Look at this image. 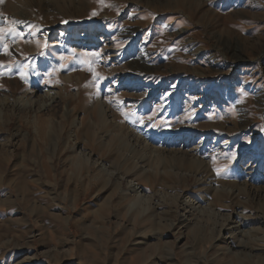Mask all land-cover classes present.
<instances>
[{
    "label": "rangeland",
    "instance_id": "1",
    "mask_svg": "<svg viewBox=\"0 0 264 264\" xmlns=\"http://www.w3.org/2000/svg\"><path fill=\"white\" fill-rule=\"evenodd\" d=\"M237 1L0 0V264H264V0Z\"/></svg>",
    "mask_w": 264,
    "mask_h": 264
},
{
    "label": "bare ground",
    "instance_id": "2",
    "mask_svg": "<svg viewBox=\"0 0 264 264\" xmlns=\"http://www.w3.org/2000/svg\"><path fill=\"white\" fill-rule=\"evenodd\" d=\"M238 3V1L237 0H234V2H233V5H235V4H237ZM136 61V60H135ZM44 97H40V99L39 100H35V101H33L32 99H28V100H26V101H23V102H20V101H16V102H14V103H12L11 104V107L13 108V107H15L17 110H30V111H32V112H41V111H43L45 108H47L52 102H54V100L56 99V97H54L55 95L52 93V92H45L44 93V95H43ZM88 111H91V110H88ZM70 111H67V113H69ZM100 114H102L103 115V112L101 113L100 112ZM92 118L93 119H95L96 118V115L95 114H92ZM114 121V120H113ZM40 131L43 133V134H45L46 133V131L43 129V128H40ZM39 133V136L41 137L42 135H41V133L40 132H38ZM127 135H128V132H127ZM126 135V136H127ZM131 138V137H130ZM101 140V139H100ZM103 141V140H102ZM104 143V142H103ZM128 143V142H127ZM88 144H92V141H89L88 142ZM96 144L99 146L98 148H100V153H101V151L102 150H104V149H106V143L105 144H102L100 141H98V142H96ZM138 144V143H137ZM55 146V144L53 145V147ZM106 146V147H105ZM117 146V145H116ZM124 146V145H123ZM126 146V145H125ZM127 147V146H126ZM122 148V147H121ZM128 148V147H127ZM110 149V148H109ZM131 149V148H130ZM129 149V150H130ZM119 150H121V149H119ZM124 151H125V149H124ZM126 151H127V149H126ZM119 152V151H118ZM120 153V152H119ZM118 154V153H117ZM113 155V154H112ZM120 155V157L122 156V154L120 153V154H118V156ZM128 155V154H127ZM129 156V155H128ZM110 157H112V156H110ZM119 157V158H120ZM126 157V156H125ZM110 159V158H109ZM113 159V158H112ZM115 159H117V160H119L118 158H116L115 157ZM126 159H127V157H126ZM126 159H124V160H126ZM131 159V158H130ZM111 160V159H110ZM123 160V161H124ZM121 162V161H120ZM126 162V161H125ZM122 163V162H121ZM120 163V164H121ZM124 163V162H123ZM130 163H132L131 165H134V163L132 162V161H130ZM137 163V162H136ZM113 164V167L114 166H116V160H114L113 159V162H111V165ZM138 164V163H137ZM117 166H119V168H120V165H117ZM116 166V167H117ZM127 166V165H126ZM112 167V166H111ZM110 167V168H111ZM138 167H140V166H138L137 165V167H136V169H138ZM142 167V166H141ZM128 168V167H127ZM116 169V168H115ZM118 169V168H117ZM130 169V168H129ZM129 169H126V171H124L123 172V174L124 175H134L136 172V169H135V173H133V171H131V170H129ZM143 169V168H142ZM119 171H120V169H118ZM128 170V171H127ZM140 171V170H139ZM138 171V172H139ZM133 174H132V173ZM146 172V170L145 171H142L140 174H142L141 175V178L142 179H144V180H146L147 182H151L152 181V174L151 173H145ZM118 173V172H117ZM120 174H121V172H120ZM119 174V175H120ZM137 175V174H136ZM135 176V175H134ZM118 177V176H117ZM129 177V176H128ZM132 177V176H131ZM130 177V178H131ZM132 179V178H131ZM140 179V178H139ZM154 179V178H153ZM134 180H135V177H134ZM112 181V180H111ZM120 181V180H119ZM130 181V180H129ZM199 181V180H198ZM132 182V181H131ZM107 183V182H106ZM200 183V182H199ZM130 184V183H129ZM102 185V187L101 188H99V190H98V193H100V192H102V191H104V189L106 188V184H101ZM118 185V184H117ZM132 186V185H131ZM134 186V185H133ZM135 187H136V185H135ZM206 187V186H205ZM208 187V186H207ZM134 188V187H133ZM116 189V188H115ZM211 189V188H210ZM209 189V190H210ZM106 190V189H105ZM129 190V189H128ZM132 190H134V189H132ZM136 190V189H135ZM89 191V190H88ZM211 191V190H210ZM136 192H138V191H136ZM264 192V191H263ZM113 193V192H112ZM135 193V192H134ZM216 195V196H215ZM215 195H213L214 196V198L215 197H217V196H219V194H215ZM111 196H114V195H111ZM50 197V196H49ZM120 197H122V196H120ZM51 198V197H50ZM54 198V197H53ZM123 198V197H122ZM111 199V197L109 196V198L107 199V202L106 201H104V202H102V204L101 205H99V210H101L102 208L104 209V208H107V210H109L110 209V206L108 205V201ZM119 199V198H118ZM62 200H63V198H62ZM66 200V199H65ZM76 200V199H75ZM120 201V200H119ZM75 202L76 201H74V204H75ZM110 202V201H109ZM115 202V201H114ZM53 205H54V203H59L58 202V199L56 200V198L55 199H53ZM116 203H117V201H116ZM119 203V202H118ZM49 205H50V203H49ZM52 205V204H51ZM118 206V205H117ZM50 207H52V206H50ZM54 207V206H53ZM75 207V205H73L72 206V208H74ZM112 209H113V207H111ZM128 209V208H127ZM117 210V209H116ZM183 210V209H182ZM123 211H125L124 213L122 212L121 213V211H118V213H117V216H120V218H121V220H123L124 219V216H126L127 217V215H128V213H129V215L130 214H132V215H135V214H138V213H135V212H133L132 210V212L128 209V210H123ZM134 213V214H133ZM141 216V215H140ZM153 216V215H152ZM142 217V216H141ZM141 217H140V219H141ZM181 217V220L183 219L184 221H185V217L184 216H180ZM118 218V217H117ZM136 217H133L130 221L132 222V228H133V230L135 229V228H137V226H138V224L140 225V222H138L137 221V219H135ZM139 218V217H138ZM128 219V218H127ZM147 219V218H146ZM150 219H153V218H151V216H150ZM188 219V218H187ZM182 220V221H183ZM142 221V220H141ZM148 221V220H147ZM65 222L66 223H68V218H66L65 219ZM125 223H127V222H125ZM183 223V222H182ZM130 224V223H129ZM181 224V223H180ZM172 227V226H171ZM221 228H222V230L223 229H225V228H223L222 226H221ZM140 229V228H139ZM137 230V229H136ZM232 229H228L227 230V236H228V238H230V242L229 243H226V238H224L223 240V242H222V244H226V247H227V250L229 251V253H231L232 252V254H234L235 256H237V257H239V256H241L242 254H244V251H245V249H249V248H246L247 246L244 244V242L242 241V240H237L236 239V236L234 235V233H235V231L236 230H238V228H236L235 229V231L233 232V231H231ZM143 231H146V230H143ZM149 232V231H148ZM147 232V233H148ZM138 234H139V232H138ZM141 234V236H140V238L142 237V232L140 233ZM139 234V235H140ZM151 234V235H150ZM155 234H156V231L154 232L152 229H151V231H150V233L149 234H147V235H150V236H155ZM146 235V234H145ZM146 235V236H147ZM156 236H158V235H156ZM179 240V239H178ZM141 241V240H140ZM73 244V243H72ZM137 245H142V243H137ZM252 249V248H251ZM72 250H73V247H72V249H70L69 250V252H68V254L69 253H73L72 252ZM77 250V249H76ZM252 251V250H251ZM254 253V252H253ZM74 254V253H73ZM76 254V253H75ZM170 256V255H169ZM247 257L248 256H250L249 254H247L246 255ZM65 258V257H64ZM56 261H55V263L57 262V260L58 259H55ZM61 260V259H60ZM60 262V261H59ZM57 264V263H56Z\"/></svg>",
    "mask_w": 264,
    "mask_h": 264
}]
</instances>
